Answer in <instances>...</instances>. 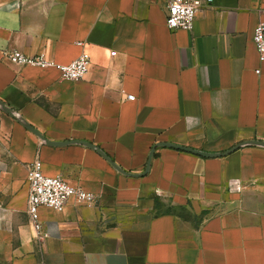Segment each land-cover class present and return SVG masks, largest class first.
I'll list each match as a JSON object with an SVG mask.
<instances>
[{"label": "crops", "instance_id": "0c3cea01", "mask_svg": "<svg viewBox=\"0 0 264 264\" xmlns=\"http://www.w3.org/2000/svg\"><path fill=\"white\" fill-rule=\"evenodd\" d=\"M168 1L0 0V264H264V0H213L192 30ZM3 49L91 65L67 80ZM37 158L97 196L41 207V238Z\"/></svg>", "mask_w": 264, "mask_h": 264}, {"label": "built area", "instance_id": "2783aa9c", "mask_svg": "<svg viewBox=\"0 0 264 264\" xmlns=\"http://www.w3.org/2000/svg\"><path fill=\"white\" fill-rule=\"evenodd\" d=\"M213 0H169L166 4V25L169 29L192 30L196 15L203 6L211 5ZM253 42L258 51L260 60H264V22L260 21L253 31ZM3 57L11 64L18 66H34L39 68L56 69L61 78L79 80L89 71L90 55L81 53L70 63H58L44 54L27 55L17 49H3ZM134 95H127L133 100ZM28 213L36 237L46 235L40 219L41 207H49L57 211L62 210L70 199L78 204L92 205L97 196L82 188L67 182L60 175H47L43 172L39 158L28 166Z\"/></svg>", "mask_w": 264, "mask_h": 264}, {"label": "water", "instance_id": "95a60500", "mask_svg": "<svg viewBox=\"0 0 264 264\" xmlns=\"http://www.w3.org/2000/svg\"><path fill=\"white\" fill-rule=\"evenodd\" d=\"M31 129L33 131H35L36 133H38L35 129H33V128H31ZM65 142H67V141H65ZM48 143H50V144H63L64 142L48 141ZM85 143L88 144V145H90V146H93V147L95 146V145H93L91 143H88V142H85ZM246 144H257V145L264 146V141H261V140H251V141H246ZM159 145L174 147V148H177V149H181V150H185V151H189V152H193V153H197V154H201V155H205V156H218V155L222 154V153L205 152V151H201L199 149H195V148H191V147H187V146H183V145L176 144V143H171V142H161V143H159ZM234 148L235 147H233L232 149H230V150H228L226 152L228 153L229 151H232ZM97 150L101 154H103L106 158L109 159V157L101 149L97 148ZM152 154H153V151L151 152L150 157L152 156Z\"/></svg>", "mask_w": 264, "mask_h": 264}]
</instances>
